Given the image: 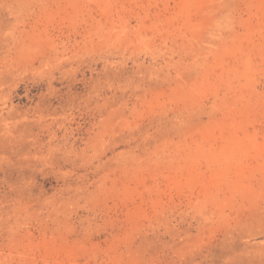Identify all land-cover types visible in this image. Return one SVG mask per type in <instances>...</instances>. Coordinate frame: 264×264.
I'll return each mask as SVG.
<instances>
[{"label": "rangeland", "instance_id": "rangeland-1", "mask_svg": "<svg viewBox=\"0 0 264 264\" xmlns=\"http://www.w3.org/2000/svg\"><path fill=\"white\" fill-rule=\"evenodd\" d=\"M0 264H264V0H0Z\"/></svg>", "mask_w": 264, "mask_h": 264}]
</instances>
